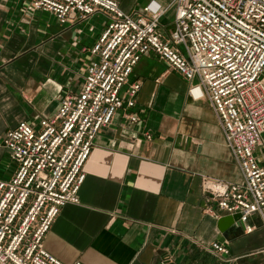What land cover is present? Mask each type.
<instances>
[{"label":"crops","instance_id":"obj_1","mask_svg":"<svg viewBox=\"0 0 264 264\" xmlns=\"http://www.w3.org/2000/svg\"><path fill=\"white\" fill-rule=\"evenodd\" d=\"M118 1L133 13L151 0ZM157 1L168 8L161 30L169 35L174 0ZM104 24L102 15L62 24L29 0H0V179L13 175L6 132L53 116L64 95L82 89L89 49ZM135 81L142 82L140 122L129 124L119 112L102 128L80 201L62 208L45 248L66 264H264L261 216L249 218L251 233L223 232L218 203L203 188L205 178L244 181L209 99L194 95L154 52L136 66ZM214 241L227 243L230 253L212 251Z\"/></svg>","mask_w":264,"mask_h":264},{"label":"built area","instance_id":"obj_2","mask_svg":"<svg viewBox=\"0 0 264 264\" xmlns=\"http://www.w3.org/2000/svg\"><path fill=\"white\" fill-rule=\"evenodd\" d=\"M29 1L62 24L93 15L105 24L89 49L82 89L64 95L53 116L21 121L4 136L13 175L0 179V264H66L45 248L46 235L62 208L80 201L102 128L119 112L129 124L140 122L142 82L130 80L149 52L190 82L194 95L209 99L243 175L241 183L203 180L218 203L214 215L240 213L246 233L255 229L252 215L264 223V0H174L169 35L161 30L168 8L157 0L133 13L118 0ZM210 248L230 253L225 242Z\"/></svg>","mask_w":264,"mask_h":264},{"label":"water","instance_id":"obj_3","mask_svg":"<svg viewBox=\"0 0 264 264\" xmlns=\"http://www.w3.org/2000/svg\"><path fill=\"white\" fill-rule=\"evenodd\" d=\"M219 227L223 232H226L230 227H234L237 230L243 231L244 224L241 221V214L236 213L233 215L222 216L219 220ZM162 264H168V262L164 261Z\"/></svg>","mask_w":264,"mask_h":264}]
</instances>
